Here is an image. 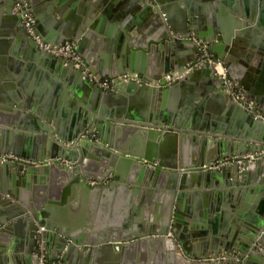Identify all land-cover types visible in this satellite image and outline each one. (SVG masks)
<instances>
[{"label":"water","instance_id":"1","mask_svg":"<svg viewBox=\"0 0 264 264\" xmlns=\"http://www.w3.org/2000/svg\"><path fill=\"white\" fill-rule=\"evenodd\" d=\"M42 1L49 19L51 12L64 14L69 9L64 0ZM138 1L140 16H145L141 18L142 26L133 28L130 42L120 45L127 59H118L115 69L108 65V69L105 68L104 73L115 83L108 89L98 86L82 67L42 49L21 22L23 29H19V36L31 39L37 46L35 51L42 55L43 66L66 82L77 97L82 98L86 90L93 96H103L116 107L107 109L102 104V108L97 109L96 104L91 107L86 103L89 108L86 110L84 105L75 104L73 115L60 123L54 121L52 127L50 118L25 101L21 102L16 95L9 104H0V172L5 180V183L0 182V264H36L41 251L49 260L59 258L67 264H145V255L135 252L141 245L146 246L148 259L170 256L173 264L176 260L178 264H239L231 258L218 259L219 253L233 249L240 252L245 264H264V248L258 246L264 244V201L259 203L258 214L244 233L213 230L208 237H196L199 233L192 230L203 224L195 215L197 204L186 208L187 195H194L199 201L203 194H209V189L200 190L202 185L205 189L245 186L255 178V181L259 179V186L255 187L258 196L264 192L260 183L264 182V152L242 163L219 169L210 167L219 158L264 150V119L232 98L213 64L197 62L201 48L193 38L195 34L197 39L209 43L214 59L224 61L229 76L238 81L244 98L254 100L264 111V76L254 81L250 72H242L254 70L250 67L253 49L257 42L264 40L259 28L264 24V0ZM15 2L0 0L7 12H11ZM16 12L22 20L21 13ZM80 22L82 24L76 21L75 26L64 22L58 29L49 28L57 34L53 37L49 33L56 42L53 44L75 40L81 51L90 30L85 29L89 26L86 19ZM138 31L143 32L142 38L137 35ZM34 33L38 34L36 28ZM247 45L251 47L249 50ZM157 49L163 53L160 62L155 53ZM142 51H149L156 65L163 64L156 68L161 74L175 70L171 73L173 79L156 84L155 80L146 76L142 79L129 72V76L138 79L122 81L119 78L122 72H148L145 66L142 68L147 63V56L143 55V60L139 57ZM114 62L111 59L110 64L113 66ZM183 72L185 74L179 77ZM203 93L212 95L219 103L226 124L209 121V112L204 111ZM193 106H196L195 112L189 116ZM184 114L189 118L183 121ZM23 130L28 131L29 138L24 143L16 139L25 134ZM111 131L117 135L112 137ZM195 140L211 145L210 152L204 148V152L192 155L187 148ZM164 146L173 147L171 156L163 150ZM91 149L98 154L94 161L89 158ZM8 151L27 156L33 162L2 160L1 155ZM47 174L66 186V193H71L69 198L77 195L86 200L89 194L95 197L99 194L104 199L115 188H128L138 182L146 188L131 186L128 189L152 191L156 199L146 203L144 217L128 224L131 230L125 233L112 225L107 228L106 223L100 224L94 232L84 231L61 213L57 195L43 189ZM16 182L24 187L12 190L10 184ZM150 185L155 188L150 190ZM230 189L234 194L235 189ZM98 201L100 210H105L108 199L103 203L100 198ZM207 202L205 198L204 203ZM148 207L151 213L147 212ZM23 224L25 241L17 243V237H10L11 229Z\"/></svg>","mask_w":264,"mask_h":264},{"label":"crops","instance_id":"2","mask_svg":"<svg viewBox=\"0 0 264 264\" xmlns=\"http://www.w3.org/2000/svg\"><path fill=\"white\" fill-rule=\"evenodd\" d=\"M28 1L35 19V28L38 35L48 42L56 43L49 36H57V34H54L49 28L58 29L60 23L64 22L68 25L74 23L73 26H75L76 21L82 24L80 20L86 19L89 22V26H86L85 29H87V31L90 30V34L86 37L81 46L82 49L79 52L84 58L85 66L96 74L108 78L109 76L104 73L107 72V65L111 67V69H115L118 64V59L121 61L127 59V54L122 52L120 45L126 43V41L130 42L131 30L133 28H140V26H142L141 18L145 17L140 16L141 8L138 0H64L67 1L66 3L69 9H67L64 14H59L54 11L51 12L50 19L49 12L42 0ZM165 2L166 0L164 3ZM16 11L15 6H13L11 12H7L4 6L0 4V104H9V101H14L16 98L21 102L25 101L30 107H35L43 112L46 118H50V123L46 118L42 120L48 122L52 127L54 121L60 123L59 121H62V119L72 116L75 111V106H73L75 104L84 105L86 110H89L86 103L91 107L96 104L97 109H101L102 104L107 109L116 107L115 103L104 100L103 96L99 97L96 94L93 96L92 92H87L86 90H83L84 95H82V98L77 97L73 89L66 82L44 67L40 61L42 55L35 51L37 46L32 43L30 38H26L24 35L22 37L19 36V29H23L21 25L23 19L20 20V16H18ZM147 18L150 19V16H147ZM47 20H49V23L46 24L45 22ZM259 28L262 34H264V24L260 25ZM141 33L143 32L138 31L137 35L142 38L144 35ZM67 42H75L77 46L79 44L75 40ZM112 44L113 47H110ZM250 48L248 45L246 46L247 50ZM155 53L158 55L157 57L160 62L161 55L163 54L162 51L157 49ZM143 55L147 56V63L146 65H142V68L145 66L148 72L134 69L137 71H125L120 74L123 75L130 72L132 74H138L142 79L146 76L154 81L158 78H162V76L166 74L175 72V70H171L161 74L160 70L156 68H160L163 64L160 63L156 65L155 57H150L149 51L141 52L139 55L141 60L144 59ZM111 59L115 60L113 66L110 64ZM250 67L254 68V70H242L243 74L250 72V76L254 81H257L261 75L264 76V40L263 43L262 41L256 43L253 49ZM159 73L161 75H158ZM65 88H67L68 91ZM15 95L17 96L16 98ZM202 100L205 104L204 111L209 112V121L211 119L218 120L219 124H226V121L222 118L224 114L221 113L219 103L212 95L203 93ZM195 107L196 106H193L191 108L189 116H192L193 112H195ZM32 114L39 117L36 112H32ZM181 117L183 121L189 118L185 114ZM226 120H228V118H226ZM9 128L11 130H17L12 126H9ZM23 131L25 134L16 137V139L19 138L22 143L29 139L26 135L28 131ZM93 135L97 134L94 133ZM109 135L112 137L116 136L117 132L111 131ZM34 139L35 137L33 141ZM175 147L176 145L174 148ZM210 147L211 145L209 144H203L200 140H195V142L193 141L192 144H189V148L187 149H189L192 155H196L204 152V148L207 149V153H209ZM163 150L168 156H171L174 151L172 146H164ZM90 152V160H96L98 154L92 151V149ZM0 182L5 183L2 172H0ZM260 183L264 186V182ZM22 186V184H17V182L15 185H13V183L12 185L10 184L12 190H15V188H22ZM131 186L146 188V186L138 184V182L130 184L128 188ZM150 186V190L155 188L153 185ZM258 186L259 179L255 181L254 178L253 182L245 186H210L205 189L204 185H202V189L200 190L209 189V191L207 190L209 194H203L199 201L194 195H187L186 208L197 204L195 215L203 220L201 222V224L203 223L201 227H192L195 234L199 233V236L196 237L211 236L213 230L226 231L231 229L232 231L234 230L235 233H244L243 230L247 229L248 226L252 224L258 214L259 203L264 201V192L259 197L257 191H255V187ZM42 187L44 190L57 195L56 199H59V207H61V213H63V215L71 219L74 224H77L84 231L91 229L93 230L92 232H94L96 227L100 224L105 223L107 228L112 225V227L120 233L127 232V229H130L128 228V224L131 222L134 223L139 217H144L146 209L143 207H146V203L150 200L155 201L156 199L152 191L147 193L139 189L129 190L128 188L122 187L115 188V190L109 192L104 199L101 198V196L99 197V194L97 197L89 194L86 200L80 199L77 195H75L74 198H69L71 193H66V186L62 185L58 179H54L48 174ZM230 188L235 189L234 194H232L233 192L230 191ZM237 188H239V191H236L238 190ZM25 189L30 194L32 193L31 189L29 190L27 187H25ZM190 190L197 189H189V191ZM99 198L102 200V203L105 198L108 199L105 210H100ZM157 198L160 199L159 194ZM205 198L208 199L206 204L204 203ZM64 199H66V201L63 203ZM147 212L151 213L152 209L148 207ZM210 216H212L213 220H211ZM188 232V235L191 236L190 230H188ZM24 233V224L16 225L11 229L10 237L12 239L17 237L16 242L21 243L25 241V237L22 236ZM258 246L259 248H264L263 243L258 244ZM146 249V246L143 245L135 249V252L137 251L140 255H145L146 260L143 259L145 264H173V261L169 260L170 256L167 258L159 257L155 259L149 257L148 259ZM1 255L2 252L0 251V256ZM176 264H178L177 260ZM184 264L186 263L184 262Z\"/></svg>","mask_w":264,"mask_h":264},{"label":"built area","instance_id":"3","mask_svg":"<svg viewBox=\"0 0 264 264\" xmlns=\"http://www.w3.org/2000/svg\"><path fill=\"white\" fill-rule=\"evenodd\" d=\"M15 9L19 13H21L25 27L28 29L31 35L37 40L38 45L42 49L46 50L47 52H51L53 54L62 56L68 62H71L78 67H82L83 70L87 72L88 76L92 80H94L96 84H98V86L104 89L113 88L115 83L111 78L102 77L96 74L95 72L91 71L87 66L84 65V58L78 51L77 44L75 42H65L63 44H53L43 39L40 35L34 33L35 19H34V16H33L28 0H16ZM193 38L197 40L198 43H200V48H201V53L198 57L197 62L201 64L202 63L213 64L215 73L222 78L223 84L225 86V90L231 94L232 98L234 100L239 101L245 109L252 112L256 117H262L264 119V111L258 108L254 100L244 98L243 92L239 88L238 81L229 76L224 61L220 58L214 59L213 53L209 50V43L207 41L197 39L195 34L193 35ZM184 74L185 72L179 74V77L183 76ZM119 78L122 81H128L130 79H138V78H133L132 76H129L128 74L120 75ZM172 79H173L172 74H166L162 78H158L157 80H155V82L156 84H160L161 80L170 81ZM139 80H141V78H139ZM263 152L264 150L256 151V152L247 151L241 154L227 156L221 159L219 158L216 161L212 162L210 164V167L213 169H219V168L226 167L234 163H242L245 159L255 158L256 156L261 155ZM1 159L2 160H15L17 162H22V163L33 162L31 158L24 156V155L17 154L12 151L3 153L1 155ZM66 162L70 164V161L66 160ZM43 228L44 226H41V229ZM228 258H231L237 261L239 264H245L244 258L242 257L240 252L237 250H231L229 252H222V253H219L218 255L219 260H225ZM36 264H67V263L62 259L49 260L46 257V254L43 251H41L38 262Z\"/></svg>","mask_w":264,"mask_h":264}]
</instances>
